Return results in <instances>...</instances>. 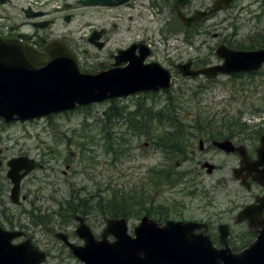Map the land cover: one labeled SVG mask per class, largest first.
Wrapping results in <instances>:
<instances>
[{
  "label": "rangeland",
  "instance_id": "1",
  "mask_svg": "<svg viewBox=\"0 0 264 264\" xmlns=\"http://www.w3.org/2000/svg\"><path fill=\"white\" fill-rule=\"evenodd\" d=\"M14 1L26 7L32 0ZM35 1L44 11H59L48 18L55 19L52 28L54 36L68 40L71 37L74 41L69 42L78 45L83 64L86 63L91 70H98L102 64H112L111 55L119 49L128 48L131 43H138L135 41L139 39L137 35L146 38L142 33L146 29L152 36L149 43L154 51L149 61L159 62L172 71L176 64L188 59H196L197 64L219 62L215 51L209 48L217 49L213 41H197L193 47L185 44L183 51H180L181 56L166 51L165 41H160L162 23L154 13L88 7L78 4L79 0ZM67 3L73 9H66ZM4 13L7 18L14 16L15 20L14 9L4 8ZM68 16L70 22L66 21ZM101 29H106L108 33V43L103 51L88 43L91 34ZM220 43H217V47ZM233 43L235 46L242 45L240 41ZM174 78L168 92L170 94L139 93L114 100L118 110L147 117L146 124L139 119L142 123L138 130L130 129L128 119L115 115L107 119L105 112L113 106L111 101L27 123L5 124L0 119V149L5 161L28 156L38 163V169L22 184V195L26 197L19 205L9 200L11 184L6 177L7 167L4 163L0 180L4 186V190L0 191V199L4 198L0 204V226L7 230L26 227L33 243L40 250L50 253L45 264H83L72 256L70 249L57 239L56 234L68 233L72 242L83 244L74 233L77 226L74 217L84 216L99 239L108 219L125 217L103 214L101 207L109 202H118V206L126 208L125 218L129 219L132 234L140 217L146 214L156 215L152 216L155 219L159 216L176 221L211 218L216 226L224 222L223 209L231 206L234 199L241 202L249 198L231 177V169L236 166L237 158L212 149L208 137L191 126L200 122L214 128L215 134L229 136L233 140L251 136L250 130H256L258 127L254 126L260 122L255 111L264 113V77L257 74L242 78L220 76L217 79H194L182 75H175ZM169 96L173 98L179 113V124L190 127L188 135L191 139L187 144L189 152L186 156H173L155 145L159 136L173 130L168 111L158 113L168 107ZM144 107L157 112L158 116L151 120ZM210 121L211 125L207 126ZM246 122L250 125L246 130L245 126L244 130L237 127ZM204 139V150L200 151L199 142ZM167 156H172L170 162ZM205 162L216 166L211 175L202 169ZM169 163L175 171L168 170ZM157 168L162 172L152 180V171ZM171 172L175 176L168 180ZM187 187L196 194L187 193ZM75 197L84 202L89 200L88 208L92 207L93 211L88 215L75 214L72 221L66 222L63 218L66 204L75 203ZM34 208L49 213L53 225L47 228L35 225L27 214ZM233 233H236L235 240L239 244L251 238L238 227Z\"/></svg>",
  "mask_w": 264,
  "mask_h": 264
},
{
  "label": "water",
  "instance_id": "2",
  "mask_svg": "<svg viewBox=\"0 0 264 264\" xmlns=\"http://www.w3.org/2000/svg\"><path fill=\"white\" fill-rule=\"evenodd\" d=\"M126 1L85 0L81 3L111 6ZM219 9L220 6L217 5L214 10ZM206 15L196 13L192 18H185L180 14L187 24L196 23ZM69 20L67 17L66 21ZM99 37L101 36L96 33L90 42L100 46L95 41ZM135 50L136 46H133L128 51L120 52L114 68L92 72L81 68L74 52L61 40L36 47L18 39L0 36V117L6 122L29 121L74 110L77 106L170 88L173 84L171 72L159 63L145 64L150 55L146 47L140 55H136ZM217 55L223 59L222 65L192 70V62L189 61L178 65V70L190 77L215 76L254 72L264 64V49L233 51L221 46ZM214 145L227 153L240 154L244 157L243 164L246 167L239 170L254 166L261 177L259 180L264 181V169L258 171L259 167L264 166V136L257 161H251L243 146L236 147L228 139L215 142ZM200 146H203L202 141ZM204 166L208 168V173L215 169V166L208 163ZM8 167L7 177L12 183L10 197L18 204L22 181L35 169V160L28 157L14 158L8 162ZM244 214L245 212L240 214V220L244 218ZM76 219L80 222L76 233L85 241V246L71 244L63 234H57V237L85 264H264V224L257 240L249 248L233 253L227 243L229 232L226 226H222L221 230L224 248L217 249L208 236L195 233L199 226L196 223L170 221L160 226L144 217L135 228L136 237L133 238L128 234L125 219L108 220L107 229L102 239L98 240L83 218ZM109 235H113L116 240L110 242ZM20 236L22 233L8 232L0 227V264L44 263L46 254L39 252L31 240L19 245L13 244V240Z\"/></svg>",
  "mask_w": 264,
  "mask_h": 264
},
{
  "label": "flooded vegetation",
  "instance_id": "3",
  "mask_svg": "<svg viewBox=\"0 0 264 264\" xmlns=\"http://www.w3.org/2000/svg\"><path fill=\"white\" fill-rule=\"evenodd\" d=\"M224 1L225 0H128L124 4H116L113 6L105 5L99 7H109L115 9L124 8L134 12L136 10H142L151 14L154 13L162 23V27L159 30V33L162 37L160 41H165L164 45L166 47V51L177 53V55H180V51H183L185 44H189L191 47H193L197 41H213L215 42L214 45L216 48H218L220 45H225L228 49L234 51L263 50L264 0H229L227 3ZM217 5L220 6V10L212 12ZM4 8L14 9V21V16L7 18V15L4 13ZM66 9H73V7L71 4L67 3ZM56 11L59 12L58 10L49 12L40 9L38 1L35 0L29 2V5L26 7L23 6V4L15 2L14 0H0V36L6 38L18 37L21 40H24L35 46H43L54 38H60V36H54L55 31L52 30L55 24V19H48L49 16ZM198 12L207 13V15L196 23L187 24L180 16L181 14L185 18H191ZM37 24H41L43 26L41 27ZM94 32L91 35H93ZM142 33L146 38H141L139 35H137L139 39L135 41H138V43L134 42L129 46V49H131L133 46H136V55L143 52L142 50L144 47L150 46L149 41H152V36L149 34V29L143 30ZM97 34L101 36L99 37L100 39L98 38L101 41H98V39L95 41H98L100 46L95 45L94 47L100 51H103L108 43V41H106V36L108 34L107 30L101 29L97 31ZM66 40L68 45L76 52L78 56H80L82 52L78 50V45L69 42L74 40L71 39V37L69 40ZM170 41H173L174 43L170 45ZM233 41H240L242 45H232L234 44ZM217 43H220L218 47ZM236 45L239 44L236 43ZM150 47L153 55L154 51L152 46ZM235 47H245L246 49ZM209 48L211 51H217V49L215 50L214 47ZM121 50L124 49L117 50V54H119ZM111 58L113 63L109 64L108 66L102 64L101 68L99 67V70H109L113 68L116 62V55L112 54ZM190 60L193 62L192 69L201 68L211 64L210 61L205 65L197 64L196 59H188L187 61ZM183 62L184 61L181 63ZM219 62L222 63L220 60ZM85 66L88 67L86 63ZM263 70L264 65L257 73L264 77V72H262ZM245 124L250 126L247 122ZM254 127L258 128L256 130H250L251 133L249 135L251 136L243 137L241 140H233L229 136L222 137L221 139L208 138V141L211 143L210 147L212 149L237 158L236 166L231 169V177L236 183H238L239 188L246 192L249 197L247 201L243 200L241 202H239L237 199H234L231 202V206L222 210L221 213H223L222 216L224 217V222L219 223L217 226L211 218H207L205 220H192L206 224V227H203V229H207V233L210 235L212 233L218 234V239H216V242L219 247H221L219 240V230L223 224L229 226L230 231L228 244L232 247V249L241 247L244 244H239L235 240L237 235L236 233H233V231L235 232L236 227L240 228V231L247 232L250 235L251 238L245 239L247 241H250L254 236L256 238L257 234L263 229L264 181L259 180L261 177L258 176L254 166H252L253 169L249 168L247 170L240 171L242 168L246 167L245 164H243L244 157H242L240 154L237 152L227 153L226 151L220 149L217 145H214L215 142H222L226 139L231 140L234 143V146L246 147L249 159L251 161H257L259 158L258 150L262 147V137L264 136V116L260 118V122ZM236 135H238V133ZM202 141L205 144V139ZM199 147L200 151L204 150V145H199ZM188 152L189 151H187V154ZM207 163L211 164L209 162H205L202 165V169H206L208 173V168L204 166ZM179 165L181 164L179 163ZM211 165L215 166L214 164ZM170 166L171 165L169 163L168 168ZM263 169L264 166L259 167L258 171H262ZM173 170L175 171V169L172 167L170 171ZM214 170H216V166ZM169 175L174 176L175 173L171 172ZM187 193L191 195L196 194L195 192H192L189 187H187ZM243 212H245L243 216L244 218L242 220L238 219L239 214ZM202 231L203 230H198V232Z\"/></svg>",
  "mask_w": 264,
  "mask_h": 264
},
{
  "label": "trees",
  "instance_id": "4",
  "mask_svg": "<svg viewBox=\"0 0 264 264\" xmlns=\"http://www.w3.org/2000/svg\"><path fill=\"white\" fill-rule=\"evenodd\" d=\"M249 75L254 76L256 75V73H252ZM233 77L242 78V75H234ZM168 92L169 91H166V93ZM168 101H169L168 107L163 108L158 113L161 114V113L168 111V117H171L172 119V125H173L172 129L173 130H168L167 132L159 136L157 138V141L155 142V145L158 148L162 149L165 153L171 152L173 156H186L187 151H188L187 144H188V141H190L191 139L188 135L190 132V130L188 129L190 127L182 126L179 124V120H178L179 113L176 111V105L175 103H173V98L169 96ZM115 103H116L115 101L112 102L113 106L105 112V115L108 120H110L113 115H115V117L117 116L120 119H128L131 124L130 129L135 128L136 130H138V126L141 125L142 123V121H140L139 119H143L144 124H146V121H147L146 116H140L136 112H132V111L126 112V110L124 109L118 110L119 108L115 106ZM144 109H146L147 115L151 118V120H154L155 117L158 116L156 115L157 112H153L152 109L146 108V107H144ZM255 112H256L255 114H258L261 111L256 110ZM211 123L212 122L210 121L208 124L207 123L206 124L207 126H210ZM231 125H235V123H232ZM243 126H245V130H246L247 125L245 123L244 124L240 123L237 125V127H239L241 130H244ZM191 127L196 129V132L205 134L209 139H221L223 137L221 135L215 134V132L213 131L214 128L206 127L204 124L201 125L200 122L197 125H194ZM167 157H168L167 160L169 159V162H170L172 160V156H167ZM171 168L172 166H170L168 170H170ZM153 170L154 171H152V174H151L152 180L156 177V175H159L162 172V169H153ZM171 178H172V175H168L167 179L170 180ZM3 190H4V186L0 184V191L2 192ZM75 198L77 200L75 203L66 204L65 215L63 216L66 222L67 220L72 221L73 216L75 214L80 213L82 215H88L89 213H91V211H93L92 207L88 208V204L90 203L89 200L87 202H84L82 199H78V197H75ZM3 202H4V198L0 199V204ZM36 209L37 208H34V210H32L31 212H27V214L31 217L35 225L37 226L40 225V226H43L44 228H47L48 226L53 225L52 219L50 218L51 215H49V213H46V212L44 213L41 209H37V210ZM101 209H102L103 214H110V213L113 214L112 217H116L119 214L126 217L125 215L126 208L124 206H118V202L106 203L103 208L101 207ZM136 217H139V216L137 215ZM164 220L165 219L161 218V221H164Z\"/></svg>",
  "mask_w": 264,
  "mask_h": 264
}]
</instances>
